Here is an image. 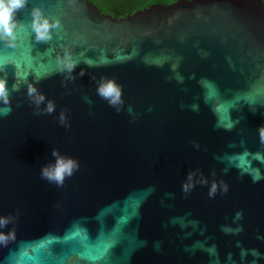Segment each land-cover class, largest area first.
<instances>
[{
    "label": "water",
    "instance_id": "obj_1",
    "mask_svg": "<svg viewBox=\"0 0 264 264\" xmlns=\"http://www.w3.org/2000/svg\"><path fill=\"white\" fill-rule=\"evenodd\" d=\"M33 7L61 22L47 43ZM16 19L15 46L0 41V78L19 85L0 103V217L13 218L0 232L15 233L0 264H264V0L123 17L28 0ZM105 77L123 88L119 112L97 95ZM54 148L79 161L59 187L41 177Z\"/></svg>",
    "mask_w": 264,
    "mask_h": 264
},
{
    "label": "clouds",
    "instance_id": "obj_2",
    "mask_svg": "<svg viewBox=\"0 0 264 264\" xmlns=\"http://www.w3.org/2000/svg\"><path fill=\"white\" fill-rule=\"evenodd\" d=\"M28 0H0V41L7 43L9 46H15L16 32L22 23L16 19V14L25 8ZM31 31L35 34V39L39 43H47L53 38V30L61 27L59 19H53L45 14L40 7H33L31 11ZM60 63L68 73L75 71L79 61L73 58L72 51L65 50L63 56L60 58ZM92 66V65H90ZM81 71L80 75H83ZM19 85H12L11 89L8 87L6 78H0V103L10 105V95L12 91H18ZM28 95L33 98L34 103L39 106L44 103L45 96L38 92L35 85L28 86ZM97 95L106 100L109 106L115 108L118 112L122 110L124 105L123 88L117 83L114 78H102L98 82ZM10 111V107L5 110L4 114ZM55 111V104L53 101H48L45 108L47 114H52ZM129 111H131L129 109ZM65 116L62 113L60 116L61 124L65 123ZM261 138L264 139V127L260 130ZM53 161L45 164L41 168V177L51 183H55L58 187L63 186L66 178L72 176L75 171L79 169V161L75 158L61 154L59 149L54 148L51 152ZM191 181V174L188 177ZM191 184L184 185L185 192L190 191ZM215 192V185H213L211 194ZM12 217H0V227L6 228L12 222ZM13 232H0V242L7 243L10 238H14Z\"/></svg>",
    "mask_w": 264,
    "mask_h": 264
},
{
    "label": "trees",
    "instance_id": "obj_3",
    "mask_svg": "<svg viewBox=\"0 0 264 264\" xmlns=\"http://www.w3.org/2000/svg\"><path fill=\"white\" fill-rule=\"evenodd\" d=\"M104 13H109L116 17H123L133 13L137 9L144 8L151 3H171L176 0H92Z\"/></svg>",
    "mask_w": 264,
    "mask_h": 264
}]
</instances>
